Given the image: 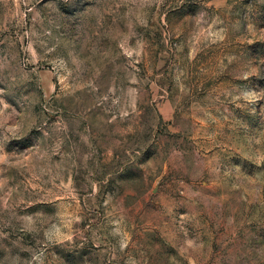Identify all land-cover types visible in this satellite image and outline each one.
Masks as SVG:
<instances>
[{
	"label": "rangeland",
	"instance_id": "374dc122",
	"mask_svg": "<svg viewBox=\"0 0 264 264\" xmlns=\"http://www.w3.org/2000/svg\"><path fill=\"white\" fill-rule=\"evenodd\" d=\"M0 264H264V0H0Z\"/></svg>",
	"mask_w": 264,
	"mask_h": 264
}]
</instances>
